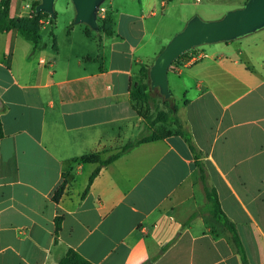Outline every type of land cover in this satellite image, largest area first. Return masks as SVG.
Listing matches in <instances>:
<instances>
[{
  "label": "crops",
  "instance_id": "0c3cea01",
  "mask_svg": "<svg viewBox=\"0 0 264 264\" xmlns=\"http://www.w3.org/2000/svg\"><path fill=\"white\" fill-rule=\"evenodd\" d=\"M35 1L10 0L8 15L27 16ZM158 5L168 0L101 4L112 34H88L74 12L62 47L52 31L51 47L40 33L35 48L0 32V264H57L69 248L92 264H242L204 187L235 224L246 261L264 264V28L197 46L200 60L168 68L195 152L175 130L139 143L82 196L98 163L81 157L103 160L142 130L130 88L164 46Z\"/></svg>",
  "mask_w": 264,
  "mask_h": 264
},
{
  "label": "trees",
  "instance_id": "16d2710c",
  "mask_svg": "<svg viewBox=\"0 0 264 264\" xmlns=\"http://www.w3.org/2000/svg\"><path fill=\"white\" fill-rule=\"evenodd\" d=\"M10 0H0V32L4 31H18L23 37H25L28 40H31L34 43V48L40 39V26L42 19H48L51 24H54L56 12L54 16H49L45 12H35V6L40 2V0H37L33 3L32 11L27 16L23 17H10L8 15V6H9ZM86 25V24H85ZM87 33L89 34L92 29L87 26ZM95 32H104L106 34H112V26H111V20L108 16H104L103 18H98V29ZM54 41V39H53ZM191 50L181 54L177 59H175L172 64L182 65L186 59L189 57V53ZM150 69L148 66H142L141 73L145 78V82H135L131 85L130 88V97L131 101L133 102L134 109L136 110L137 114L141 116L145 122H149V127L151 129L150 132H148L145 135H142L140 137H137L123 146H121L116 152L112 153L105 159H101L99 153H89L86 155H83L81 157L82 160L86 162H94L98 163L96 168L92 171L88 178V183L82 193V196H84L89 188L90 185L95 178V176L98 174L100 168L102 166H105L127 152L129 149H131L133 146L143 143V142H150L153 140L160 139L164 137L166 134L158 132V130L154 129V126L158 122H164L168 124H172L175 126V132L177 134H180L185 141L189 144L192 151L195 152V149L191 143L190 138L188 137L187 133L183 130V126L178 119V117L175 115L176 112V106L172 101V94L169 92L168 95H162V103L166 105L167 112H161L162 114H158L156 118L153 120H149L147 114L140 112L138 108L136 109V106L139 105L140 108H143L148 112L150 101L152 99V88L150 87V77H149ZM147 79V80H146ZM4 136V132L2 129V126L0 125V139ZM197 162V161H196ZM198 163V162H197ZM197 165V164H196ZM198 171H199V177L202 183L204 182L202 169L199 165ZM65 182L62 181L60 185L55 189L52 200L54 202H57L64 190ZM204 193L206 200L208 202V211L210 215L218 222L222 223L226 229L230 231L232 234L233 240L238 247L239 253L241 255V261L242 264H249L246 261V258L243 255V251L240 248V240L236 231V226L233 222H231L224 211L222 210L217 193L215 189L213 188H207L204 187ZM61 221L62 216L57 215L54 218V227H55V233L57 234L60 227H61ZM57 264H92L90 261L85 259L83 256H81L77 251H75L72 248H69L63 257L59 260Z\"/></svg>",
  "mask_w": 264,
  "mask_h": 264
},
{
  "label": "water",
  "instance_id": "95a60500",
  "mask_svg": "<svg viewBox=\"0 0 264 264\" xmlns=\"http://www.w3.org/2000/svg\"><path fill=\"white\" fill-rule=\"evenodd\" d=\"M74 6L75 24L98 29V10L105 0H70ZM55 0H40L35 12L55 15ZM264 28V0H245L241 7L228 10L221 18L204 20L194 15L158 52L150 66V87L168 95V68L181 54L203 44L230 41Z\"/></svg>",
  "mask_w": 264,
  "mask_h": 264
},
{
  "label": "rangeland",
  "instance_id": "374dc122",
  "mask_svg": "<svg viewBox=\"0 0 264 264\" xmlns=\"http://www.w3.org/2000/svg\"><path fill=\"white\" fill-rule=\"evenodd\" d=\"M157 1L159 3L160 0ZM244 2L245 0H168L169 6L164 10L158 5L156 9L157 17L162 16L158 32H162L161 35L165 37L163 44L165 45L175 33L180 31L190 17L197 15L204 20H216L221 18L228 10L241 7ZM102 5L107 7L109 5V0H105ZM54 10L57 12V17L52 26L50 23H45L44 21L40 23V31L42 30L40 32V41L46 42L51 47L54 42L51 35L52 31L56 38L55 43L62 47L63 40L65 39L67 21L73 15L75 10L70 0H55ZM43 20L47 21L48 19ZM80 36L84 38L80 31H78L77 40H79ZM87 43L88 41L85 40V44ZM203 45L205 46L207 44ZM177 78L178 76L173 73L171 69H168V85L170 93L173 95V103H179L181 99V95L179 94L180 89L176 86L178 83ZM162 99L163 97L159 92V89L157 87L152 88V99L150 101L148 112H146L144 107L140 108L139 105L136 106V109L138 108L140 112L147 114L149 120H153L159 113L162 114L161 112H167V107L162 103ZM154 129L164 134L175 130L171 123L168 124L164 122L156 123ZM150 131L149 122L144 121L142 130L136 135L140 137ZM115 151L116 150L112 151V153Z\"/></svg>",
  "mask_w": 264,
  "mask_h": 264
},
{
  "label": "built area",
  "instance_id": "2783aa9c",
  "mask_svg": "<svg viewBox=\"0 0 264 264\" xmlns=\"http://www.w3.org/2000/svg\"><path fill=\"white\" fill-rule=\"evenodd\" d=\"M98 17H102L104 16V9L102 8V6L100 5L99 10H98ZM196 48L191 49L190 53H189V57H188V61L187 62H195L200 60L204 55L201 52H196Z\"/></svg>",
  "mask_w": 264,
  "mask_h": 264
}]
</instances>
